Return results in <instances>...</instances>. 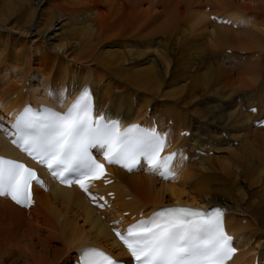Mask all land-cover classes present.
<instances>
[{
	"label": "bare ground",
	"instance_id": "obj_1",
	"mask_svg": "<svg viewBox=\"0 0 264 264\" xmlns=\"http://www.w3.org/2000/svg\"><path fill=\"white\" fill-rule=\"evenodd\" d=\"M213 9L236 28L217 24ZM29 77L37 81L31 92ZM86 85L98 114L122 125L156 124L167 136L163 156L178 155V173L161 181L143 169H111L114 184L102 189L115 194L109 212L53 184L35 189L28 211L0 198L1 223L21 227L34 213L49 224L44 235L45 222L38 232L28 229L20 254L0 241V264L6 255L66 264L86 247L127 261L109 223L177 205L225 207V228L239 250L228 264H264V127H251L264 118V0H0V155L17 158L7 136L25 105L56 107L49 89L57 96L66 89L72 101ZM191 104L200 107L185 109ZM236 141L238 149L225 148L227 158L197 155Z\"/></svg>",
	"mask_w": 264,
	"mask_h": 264
},
{
	"label": "snow or ice",
	"instance_id": "obj_2",
	"mask_svg": "<svg viewBox=\"0 0 264 264\" xmlns=\"http://www.w3.org/2000/svg\"><path fill=\"white\" fill-rule=\"evenodd\" d=\"M49 95L61 104L68 98L66 89L58 96L51 91ZM12 135L15 136L12 143L45 166L54 178L63 183H78L85 192L86 182L106 177L105 164L94 157L92 149H98L107 164L119 165L129 172L143 159L148 170L163 179L176 175L172 164L177 153L160 155L166 147V134L161 136L155 130L135 125L121 131L118 121L95 116L88 86L80 89L65 112L26 107L15 117ZM73 171H79L80 175L70 181L65 174ZM33 182L43 186L34 169L0 157V196H9L17 204L28 206ZM223 217L224 210L219 207L205 210L166 207L123 231L115 228L113 231L135 264H226L236 249L232 246L233 238L225 231ZM80 255L81 264H120L97 248L83 249Z\"/></svg>",
	"mask_w": 264,
	"mask_h": 264
},
{
	"label": "rangeland",
	"instance_id": "obj_3",
	"mask_svg": "<svg viewBox=\"0 0 264 264\" xmlns=\"http://www.w3.org/2000/svg\"><path fill=\"white\" fill-rule=\"evenodd\" d=\"M234 2H236V3H238V0H233V3ZM144 5H146V3H144ZM209 8H207V10H208ZM213 11H215V12H218L217 13V15H222L223 14V12H224V10L223 9H218V10H214L213 9ZM220 13V14H219ZM221 17V16H220ZM218 26V25H217ZM253 60H256V57H253V58H251V62L250 63H252V61ZM32 83V86L30 85L31 83ZM30 86L29 88V90H30V92L32 91V89H35L36 87H37V81H36V78L35 77H29V83L27 82L26 83V86ZM42 89H39V91H41ZM45 90H47V89H45ZM38 91V92H39ZM44 91V90H43ZM52 92L53 93V90L52 89H49L48 90V92H47V96H50L49 95V92ZM34 92V91H33ZM37 92V94H39ZM44 92H41L40 93V95L42 96V97H45L44 96V94H43ZM50 102L52 103V105L53 106H56V107H59V106H61V103H59L56 99H54V98H52L51 100H50ZM192 107V108H191ZM198 107H200V106H194V105H188V106H186V108L185 109H193L194 110V108H198ZM194 116V115H193ZM194 118H196L197 119V116H194ZM264 119L263 118V116H261L260 117V119ZM195 119V120H196ZM261 119V120H262ZM258 120H259V118H258ZM196 122V121H195ZM193 123H194V121H193ZM195 124V125H194ZM193 124V126L195 127V126H197L196 125V123H194ZM254 124V123H253ZM252 124V129H254V127H255V125H253ZM169 125H171V123H168L167 124V128L169 127ZM166 127H164V131H166ZM256 128V127H255ZM224 135V134H223ZM222 135V136H223ZM224 137V136H223ZM177 139V138H176ZM225 140H226V137L224 138ZM193 143H187V150L188 149H190V145H192ZM239 142L238 141H236V142H233V143H229V144H225V145H228V146H225V145H223V146H221L220 148H219V150L217 149V150H214V149H211L212 151H210V152H206V149H199L200 150V152H198L197 153V155L199 156V157H201L202 156V158H204L205 160L206 159H215V158H221V157H223V158H227L228 157V151H226V147H228V148H230V149H238V146H239ZM189 153V154H188ZM186 155V156H185ZM188 155V156H187ZM189 155H191L190 154V152L188 151V152H184L183 154H181V156H183L184 158H186V160H187V158L189 157ZM208 157V158H207ZM195 162H199V158H196L195 159ZM223 174V173H222ZM246 187H243V189H245ZM257 188H259V186H251V191L250 192H255L256 190H257ZM33 215V216H32ZM35 216V217H34ZM36 218V219H35ZM41 218H39L38 219V217H36V215L34 214V213H32L31 215H28V214H26L25 215V221H26V223H23V226L21 225V227L19 226H14L13 227V225H10L9 226V224L8 223H1L0 222V241L2 242V243H5V242H7V241H9L8 243H9V245L8 246H6V248L7 249H9V250H14V253L15 254H20L21 252L20 251H27V249H28V245H29V243H30V241L28 240V239H26V237H27V234H29L28 233V229L30 228H32L33 227V229L35 230V231H37L38 232V229L37 228H39L38 226L39 225H43V222H45L44 223V225H43V227H44V230L43 231H41L40 232V234L41 235H44L45 233H46V231L47 230H49V228H48V226L46 227V225H49L48 223H47V220L45 221H42L43 219H41ZM36 220V221H35ZM38 221H41L40 223L38 222ZM38 222V223H37ZM36 225V226H35ZM242 225H245V221H243L242 222ZM37 227V228H36ZM40 229V228H39ZM30 231V230H29ZM16 235V236H15ZM51 247H58L59 246V244L58 243H50L49 244ZM18 252V253H17ZM13 253V254H14ZM74 254H72V256H73ZM16 256V255H15ZM15 256H13V257H11V256H9V255H6V257L7 258H5L4 259V264H25L24 262H21L22 261V258H20V259H17ZM74 259L75 258H73L72 260H70V262H67L66 264H73V261H74ZM28 263V262H27ZM26 263V264H27Z\"/></svg>",
	"mask_w": 264,
	"mask_h": 264
}]
</instances>
